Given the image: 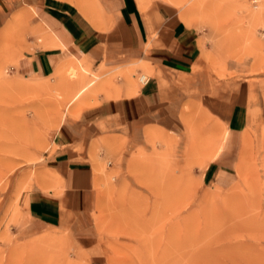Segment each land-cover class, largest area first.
I'll use <instances>...</instances> for the list:
<instances>
[{"label":"rangeland","instance_id":"1","mask_svg":"<svg viewBox=\"0 0 264 264\" xmlns=\"http://www.w3.org/2000/svg\"><path fill=\"white\" fill-rule=\"evenodd\" d=\"M1 1L8 25L0 30V264H264V0L186 5L184 21L208 32L204 52L171 84L162 126L130 131L129 145L101 161L89 244L67 230H31L22 194L55 181L53 171L40 172L43 152L96 74L72 61L45 77L15 72L27 39L40 37L42 0ZM68 1L96 15L109 0ZM146 2L138 0L141 9ZM72 66L87 84L73 86L81 77L70 79ZM235 103L247 106L248 124L230 140L221 118ZM216 157L222 170L207 174Z\"/></svg>","mask_w":264,"mask_h":264},{"label":"crops","instance_id":"2","mask_svg":"<svg viewBox=\"0 0 264 264\" xmlns=\"http://www.w3.org/2000/svg\"><path fill=\"white\" fill-rule=\"evenodd\" d=\"M186 5H177V10L165 0H147L141 9L138 0H109L93 20L68 0L41 1L34 23L40 37L27 39L15 72L45 77L72 61L88 68L87 76L96 74V79L74 96L78 101L69 104L70 112L43 152L40 172L53 171L55 181L45 182V187L36 182L22 194L31 230L40 234L67 230L78 244L93 241L88 213L103 178L101 161L115 154L110 148L129 145L124 138H134L130 131L162 126V109L175 90L171 84L175 77L191 74L204 52L208 32L184 21ZM5 10L0 0L2 31L8 25ZM144 72L148 81L139 83L137 75ZM82 82H87L84 76L76 87ZM221 119L230 140L240 137L248 124L247 106L235 103ZM218 159L208 163L207 174L222 170Z\"/></svg>","mask_w":264,"mask_h":264},{"label":"bare ground","instance_id":"3","mask_svg":"<svg viewBox=\"0 0 264 264\" xmlns=\"http://www.w3.org/2000/svg\"><path fill=\"white\" fill-rule=\"evenodd\" d=\"M179 5H180V7H182V6H184V5H186L187 4V2H188V0H175ZM192 1V0H191ZM190 1V2H191ZM84 2V1H83ZM77 3V2H76ZM78 3H79V1H78ZM80 8L84 11V14L86 13L87 15H88V17H90L91 19H93V20H96V15H95V13H94V11H92V10H90L89 8H87L85 5H80ZM93 9V8H92ZM81 10V11H82ZM185 10V9H184ZM188 10V9H187ZM41 26V25H40ZM42 27V26H41ZM79 67H77V66H72V67H70L68 70H67V74L69 75V77H70V79L71 78H77V79H79L78 77L80 76L81 77V75H78V74H80V73H78L79 72V69H78ZM83 70V69H82ZM86 70V69H85ZM78 76V77H77ZM83 77V76H82ZM81 77V78H82ZM76 79V80H77ZM71 80H74V79H71ZM70 81V80H69ZM77 81H79V80H77ZM95 80H93V81H91L89 84H87L86 82V84L87 85H91L93 82H94ZM76 82V81H75ZM75 82H73V86H76L75 85ZM67 83V82H66ZM72 83V82H71ZM83 83V82H82ZM95 83V82H94ZM67 85V84H66ZM72 85V84H71ZM84 85V84H83ZM95 85V84H94ZM68 86V85H67ZM70 86V85H69ZM79 86V85H78ZM87 87H89V86H86L85 85V87H83V88H80V89H78V91H77V88L76 89H74L75 91H77V93L75 94V97H77V96H80V94L82 93V92H85L84 90H86L87 89ZM75 100V99H74ZM224 133H226V131L224 132ZM169 142V141H168ZM222 148V144L221 145H219V147H217V149L215 150V153L214 154H212V157L214 156V155H217V154H219V151L220 150H222L221 149ZM44 239L45 238H52V237H48L47 235L46 236H44L43 237Z\"/></svg>","mask_w":264,"mask_h":264},{"label":"built area","instance_id":"4","mask_svg":"<svg viewBox=\"0 0 264 264\" xmlns=\"http://www.w3.org/2000/svg\"><path fill=\"white\" fill-rule=\"evenodd\" d=\"M148 81V78H145V75L141 74L139 76V82L146 83Z\"/></svg>","mask_w":264,"mask_h":264}]
</instances>
